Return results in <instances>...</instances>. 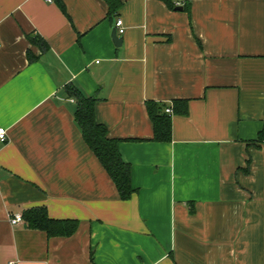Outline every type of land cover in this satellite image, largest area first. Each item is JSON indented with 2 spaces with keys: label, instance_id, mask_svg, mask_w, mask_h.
<instances>
[{
  "label": "crops",
  "instance_id": "0c3cea01",
  "mask_svg": "<svg viewBox=\"0 0 264 264\" xmlns=\"http://www.w3.org/2000/svg\"><path fill=\"white\" fill-rule=\"evenodd\" d=\"M60 1L0 0V264H264V0ZM68 85L96 97L130 198ZM148 101L185 103L170 141L153 140ZM34 206L75 232L10 222Z\"/></svg>",
  "mask_w": 264,
  "mask_h": 264
},
{
  "label": "trees",
  "instance_id": "16d2710c",
  "mask_svg": "<svg viewBox=\"0 0 264 264\" xmlns=\"http://www.w3.org/2000/svg\"><path fill=\"white\" fill-rule=\"evenodd\" d=\"M171 7V1L165 0ZM61 7V1L58 0ZM110 11H114L120 4L119 0H106ZM32 41L37 42L40 47L46 45L40 37H35ZM70 96L76 100L74 119L81 131L82 137L90 150L97 157L102 167L105 169L122 200L131 197L134 188L131 185L130 164L122 158L116 138L109 137L106 127L98 122L95 117V96H86L78 88L67 86ZM184 104V105H183ZM166 105L154 101L146 102L148 115L153 123V140H171V116L175 112H185V103L174 105L172 114L164 111ZM257 141L264 143V118L263 126L257 134ZM27 228L39 229L46 232L48 236H69L77 228L76 219H56L48 215L45 206H34L23 210L21 214Z\"/></svg>",
  "mask_w": 264,
  "mask_h": 264
},
{
  "label": "built area",
  "instance_id": "2783aa9c",
  "mask_svg": "<svg viewBox=\"0 0 264 264\" xmlns=\"http://www.w3.org/2000/svg\"><path fill=\"white\" fill-rule=\"evenodd\" d=\"M47 1L50 2L51 0H47ZM115 24L117 27L116 33L122 34L124 31V28L122 26V21L120 19H118ZM164 111L166 113L172 114V107L170 105H167L165 107ZM6 139H7L6 129L4 127L0 126V142H4V141H6ZM22 221H23V218L20 214H16L13 217H10V222L12 224L21 223ZM11 264H12V262H11Z\"/></svg>",
  "mask_w": 264,
  "mask_h": 264
},
{
  "label": "water",
  "instance_id": "95a60500",
  "mask_svg": "<svg viewBox=\"0 0 264 264\" xmlns=\"http://www.w3.org/2000/svg\"><path fill=\"white\" fill-rule=\"evenodd\" d=\"M111 35H112V39L116 43V45H120L121 44V41H122V38L119 37V36H117L116 29H113L112 30V34Z\"/></svg>",
  "mask_w": 264,
  "mask_h": 264
}]
</instances>
